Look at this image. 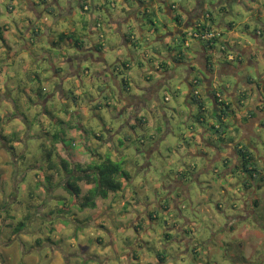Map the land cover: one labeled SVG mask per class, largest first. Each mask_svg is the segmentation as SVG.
Returning <instances> with one entry per match:
<instances>
[{"label":"rangeland","instance_id":"1","mask_svg":"<svg viewBox=\"0 0 264 264\" xmlns=\"http://www.w3.org/2000/svg\"><path fill=\"white\" fill-rule=\"evenodd\" d=\"M16 1L20 3L0 0V264H264V128L258 131L259 139L254 145L261 168L257 176L259 185L254 190L243 186V175L236 170L222 175L224 164L221 160L212 161L211 147L200 141L199 136L188 139L201 126L197 122V105L191 102L189 106L185 100L188 93L185 69L192 63L176 65L173 51L171 65L165 67L174 73L157 85L158 80L145 78L157 72L149 62L151 58L161 59L165 51L170 53L169 43L154 41L149 46L138 33L134 42H128L132 52L129 56L127 47L121 43L119 25L110 18L135 13L137 0H130L129 10L122 7L123 0H84L91 10L83 15L96 18L93 25L101 44L99 50L88 51L86 69H91V74L83 68L80 76H67L70 66L66 55L87 52L79 51L67 41L52 45L58 35L53 30L45 35L42 20L38 25L40 32L28 33V27L21 26L29 25V19L36 21L37 14L27 8V0ZM171 1L180 11L181 5L195 4L197 0ZM36 2L41 12L45 6ZM67 2L59 0L63 6ZM204 2L212 8L211 3L217 0ZM225 4L227 19L236 25L237 42L239 38L240 45H256L252 34L256 33L257 25L259 29L264 27L257 19L264 21V0H231ZM43 15L50 20L54 13L45 11ZM81 17V9L76 7L74 18L78 21ZM131 19L123 24L128 34L138 32ZM164 23L168 28L178 25L157 9L147 12L140 26L145 36L154 39L156 29L167 27ZM85 28L78 26L77 32L87 43L91 40L88 27ZM32 39L35 41L31 50L22 47L26 42L31 44ZM187 39L189 47L181 43L186 56L182 61L191 62L190 56H195L192 49L197 45L189 36ZM258 39L264 40V32ZM172 44L179 46L176 41ZM102 52L104 57L100 59ZM124 60L129 61L128 67ZM75 61L79 67V59ZM262 61L263 57L260 71ZM107 65L111 68L105 70ZM96 70L103 71L102 77L93 73ZM197 70L192 75L198 74ZM246 70L257 78L252 65ZM118 74L131 84L130 95H146L147 88L153 85L148 91L152 98H146L149 107H141L138 113L148 119L146 126L133 128L126 123L130 111L119 99L114 80ZM230 77L227 73L226 88L235 82ZM61 84L63 88H59ZM201 90L206 96L205 89ZM209 115L202 113V118H206L202 124L206 127ZM151 120L154 123L150 124ZM109 128L116 138L124 140L119 144L124 151L122 155L110 148L98 152ZM78 129L81 134L66 137L68 132ZM137 134H142L141 140ZM212 134V142L221 148L222 141L215 132ZM58 141L62 142V150L56 147ZM198 149L204 156L193 154ZM108 154L124 162L130 179L124 180L123 188L110 192L107 198L98 196L95 207H81L83 195L94 183L81 180L80 195L71 193L67 187L70 175L62 168L61 160L68 158L71 166L79 163L86 167ZM210 163L216 165L218 172L203 171ZM181 169L183 182L190 184L191 198L183 196L182 187L169 191L161 184L166 174L173 178ZM197 174L201 177L192 182V176ZM253 193L257 205L249 198ZM244 196L245 211L246 202L241 200ZM178 197L181 198L177 201ZM233 219L236 221L231 230L228 223ZM165 231L173 233L166 236ZM193 234V243L188 248L182 239L192 238ZM195 245L199 247V253L195 254L198 257L192 252Z\"/></svg>","mask_w":264,"mask_h":264},{"label":"crops","instance_id":"2","mask_svg":"<svg viewBox=\"0 0 264 264\" xmlns=\"http://www.w3.org/2000/svg\"><path fill=\"white\" fill-rule=\"evenodd\" d=\"M15 2H17L16 0H14ZM39 1V3H43V5L45 6L44 9L45 11L49 12L52 11V13H54V16L52 17V19L48 20L46 17H44L43 13L45 12L44 9L39 12V10L37 9V2ZM138 4L135 7H138V9L135 11V13L131 12L128 14L127 17H124L122 15H120V17L118 18H113L111 17V21L113 24H115L117 22V25H119V30H120V34H121V43L123 45H125L129 51V56H131L132 52L130 51V47H129V43L131 41V39L129 38L131 34L125 33L124 29H123V24L125 23H129L128 20L131 19L134 23V27H137V31L139 33L140 38H144L143 42H146L147 45H153L154 41H160L163 44L164 43H170L172 42V40L174 41H178L175 40L176 34L180 33L181 31H190L191 29H193L196 25L197 22L200 21V23H208L211 25H214V27L217 29V31L219 32V35L221 34V43L225 42L226 44H234L233 46H230V50L234 51L237 53L238 49L242 48V51L244 53H242L244 55V58L246 60V58H248L249 55V51H250V44L249 45H240L239 43V38H238V42H237V31H236V25L234 23V21H230L227 19V10H226V4L225 2H230L231 0H217V2H212L211 3V7L209 8L207 6V4H205L204 0H197L195 4H190L188 6H182L181 5V10L177 11V10H171L170 8H168V6H164L163 1L161 2L160 0H137ZM171 1V0H170ZM237 1H242V0H237ZM253 1H258V0H253ZM26 2H28V6L27 8L34 10L37 14V20L36 21H32L31 19H29V25H23L21 27H28L27 31H29L28 33H36L37 31L40 32V28L38 27L40 21H44V25H45V35H48L47 32L49 31H56L55 34L58 35V39L53 38L52 40V45H59L60 43H65L66 41L71 45H74L79 51L84 50L85 54L79 53V54H68L66 55V61L68 63V65L70 66V72L67 74L68 75H78L80 76V72L83 68L86 69V67L88 66V60L90 59V57H88V51L91 50H99L100 47V42L97 40V29L94 27L93 23L96 20V18L92 15H83L84 12H88L91 10V7L88 5V2H85L84 0H68L67 5L63 6L62 4L59 3V0H27ZM172 2V1H171ZM18 4L20 3L17 2ZM129 3L130 0H123L122 1V7L124 9H131L129 8ZM25 4V3H24ZM25 6L22 4V7ZM85 6H88V9H85ZM76 7H80L81 9V14L82 17L79 18L78 21L75 20L74 15L76 14ZM153 7H156L157 9H161V13H163L166 17H168L172 21L175 22L174 19V14H178L180 15V23L178 22L177 26H172L170 28H168V24L164 23V26H167L166 28H161V29H156V35L154 39H149V37L144 34V31L141 28V22L145 19V13L147 12H156L155 9H153ZM11 10H13L14 6L12 7V5H10ZM35 8V9H34ZM57 8H59V10H57ZM147 8V9H146ZM146 9V10H145ZM208 10V11H207ZM223 12V13H222ZM257 15V14H256ZM43 17V18H42ZM258 16H256L257 18ZM258 21H260V25L264 26V21L262 22L261 19L257 18ZM78 26H81L83 29H86L85 27H88L89 30V36L88 38L91 40L90 42L85 43L80 36H78ZM131 26V25H128ZM257 29H259L258 25L256 26ZM264 28V27H263ZM164 31L165 34H164ZM226 32V33H224ZM63 34H65V37L63 38ZM228 34V36H227ZM35 35V34H34ZM50 35V34H49ZM167 35L169 36V38L167 37ZM99 36H102V33L99 34ZM171 36L173 37V39L171 40ZM175 36V37H174ZM0 37H2V34L0 32ZM38 38H41L40 36H37ZM33 38V37H32ZM48 38H50V42H51V37L48 36ZM75 39L78 40L79 44H77L75 42ZM146 39V40H145ZM130 40V41H129ZM35 40L32 39L31 44L26 42L25 44L22 45V47L26 48L27 50H31V47L34 46L33 42ZM188 41V39H187ZM140 44H142V42H139ZM196 43V47H194V49H192L193 54H195V58L190 56V58H192L191 62L192 66H188V68L185 69V78L184 80L187 81L188 83V93L186 95V103L190 106L191 105V96H190V89H191V84H190V79H192L194 77V75H192V72L197 70V66L199 64V62H205V55H204V51H203V47L201 46V42L199 41H195ZM228 44V45H229ZM240 45V46H239ZM249 46V49H248ZM56 47V46H55ZM58 47V46H57ZM164 51V50H163ZM162 51V52H163ZM172 52L171 51L169 53L165 51V56H160L161 59L159 58V60H152V58L150 59L151 64H153L154 69H156L157 72L151 73V77H145L146 79L152 80L155 79L156 81L159 79H163V81H166V79H168L171 76V73H174L171 71V69L167 68L169 65H171V59H172ZM39 56H43V55H39ZM85 56V58H84ZM88 57V58H87ZM104 54L103 52L101 53V55L98 58H102L103 59ZM153 57V56H152ZM75 59H79V64L80 66H76V61ZM95 58H92V60H94ZM162 60V61H161ZM225 59H220L219 60V64H216L215 66V71L213 74L216 73V78L214 80V82H212V85H219L218 83V78H221L223 80H225L227 73L229 72L233 74V72H235V75L242 74V69L243 67L245 68L246 63L244 62H240L239 60H236L233 62H228L225 63ZM227 62V61H226ZM124 65L125 67H128L129 61L124 60ZM126 63V64H125ZM195 63V64H193ZM237 63V67H235V64ZM131 64V63H130ZM167 66V67H165ZM106 69L111 68L109 65L106 66ZM116 67L117 64H116ZM152 67V65H151ZM261 67L259 65V74L260 78L262 80V78L264 77V71H260ZM58 70V69H57ZM55 70V74L59 75V71ZM91 69L90 70H85V72H87V74H91ZM227 71V72H226ZM241 71V72H240ZM189 72V74H188ZM94 74H96L97 76L100 75V77H102V75L104 74L103 71H99L96 70L95 72H93ZM92 73V74H93ZM129 75L132 74V71L129 70ZM83 74V73H82ZM155 74V75H154ZM124 79H127L125 77H123ZM212 78V77H211ZM231 78V77H230ZM129 79V78H128ZM114 80H115V85L117 86V88L119 89V99H121L122 101H124L126 103V106L128 107V111H130V113L128 114V116L126 117V123H129V125L133 128H135L137 125H142L143 127L146 126L148 124V119L146 117L140 116L139 111L141 110V107H149V103H147L146 98H152V96L148 95V91L153 87L150 86L149 88H147L146 90V95L142 94V95H135L129 94V91L131 90V84L129 83V88L128 90H125L122 87V76L121 74L118 75H114ZM162 81V82H163ZM210 81V80H209ZM208 81V82H209ZM207 82V83H208ZM162 83H160L159 85H161ZM63 84L60 85L59 88H63L62 86ZM205 85L207 86V84L205 83ZM234 87V86H233ZM255 87V92L248 98V100L245 102V104L240 108V107H235L236 108V114L234 119V124L231 125L230 127H233V132L230 131V127H227L226 129V136L224 137L225 140H221L222 144H221V148L219 147V150H217L215 147L217 146H211V144L213 141V137H212V132H215V130H211L214 129L212 128V124L216 125L215 119L209 115V117L207 118L208 120V126L206 127V125H203L202 122H204V120H206V118H201V120H199L197 118V122L201 123V126L198 127V132L197 131H192L191 134H189L188 139H193L196 136H199L200 141H202L206 146H210L211 149L209 148V151L212 153V155H214L212 157V161H217V160H222L224 166L226 167V170L228 169V165L230 163V152L233 151V147L234 144L236 143L235 141H238L239 139H237L236 137L238 136V133L240 135L239 131H236V129L238 128V125L241 124V126H243V122H246V120L248 118H250L251 114L249 112L250 108H255V106L262 107L263 104V100L260 99L259 95V89L256 87V84L254 85ZM142 91H145L144 88L141 89ZM231 91V93H233V90H229ZM257 92V94H256ZM207 103H209V105L214 106L215 107V102L214 99H212V96L210 94L207 93ZM209 105L207 107H209ZM254 105V106H252ZM120 107L123 106V103L121 102V104H119ZM124 108V107H123ZM260 109V108H259ZM133 110H136L135 115H133ZM210 110V108H209ZM165 112V111H164ZM209 111H207L208 113ZM166 113V112H165ZM138 114V115H137ZM154 123L153 120H151L150 124ZM240 126V127H241ZM110 129V128H109ZM108 137L104 138L103 141L100 143L101 147L98 149V152L101 150H107L106 148H110L113 151H115L116 154H118V152H122L120 153L121 155L124 153V151L122 149L119 148V144L124 143V140H122L121 138L118 139L115 136V133L110 129L108 130ZM81 134V130L78 129L76 131L73 132H68L66 137L67 138H73L77 135ZM142 134H137V138L138 139H142ZM217 137H219L220 134L216 133ZM232 135H236L235 137H231ZM127 137V136H126ZM99 138V137H98ZM101 138V137H100ZM233 139V140H231ZM231 140V141H230ZM67 140L63 139V143H67ZM101 141V140H100ZM127 141V139H126ZM62 142H57L56 143V147H58L60 150L61 147V143ZM240 142V141H238ZM253 142V141H252ZM255 142H253L254 144ZM100 144H98L100 146ZM65 145V144H64ZM112 145V146H110ZM110 146V147H109ZM155 147V144L154 146ZM64 148V146H63ZM67 148V147H66ZM227 148V150H226ZM68 149V148H67ZM155 148H151V150H154ZM65 150V149H64ZM68 153H71V151L68 149L67 150ZM222 155V157H218L215 158V155ZM73 153V152H72ZM193 154H199L201 156H204V153H201V150H197V152H194ZM99 155V154H98ZM65 156V155H64ZM100 156V155H99ZM224 156L226 158H224ZM66 157V156H65ZM209 156H207V161L210 160V158H208ZM114 159V158H113ZM117 160V159H115ZM214 166H216L214 163H210L208 168H203V171H206V173H208L211 169L214 168ZM182 171L179 170L178 172L180 173ZM199 174L201 175L202 173L199 172ZM200 175H195L196 177L193 178V181H198L199 178L201 177ZM181 178V179H180ZM183 173H180L179 175L177 174L175 177L171 178V175L166 174L165 178L162 180L161 184L163 185V187L169 191L172 190H176L179 187H185V189H182L183 196L186 195L187 197L191 198V191H190V184H185L183 182ZM208 180V179H206ZM214 181H210V185L213 184ZM244 184V182H243ZM257 184V183H254ZM184 185V186H183ZM190 194V196H189ZM181 197L177 198V201L180 199ZM246 197H241L242 202L245 201ZM249 198L255 200L257 197L255 195H250ZM194 204V202H193ZM247 205V204H246ZM167 210H169V208H167ZM241 216V215H238ZM236 220H231L228 225L229 228L231 230H233L234 225ZM168 233L169 235L173 233V231H165V234ZM192 238H190V236H188L185 239H182L183 241H185L190 247V244L193 243L194 240V234L191 235ZM193 248V247H192ZM191 249V248H190Z\"/></svg>","mask_w":264,"mask_h":264},{"label":"trees","instance_id":"3","mask_svg":"<svg viewBox=\"0 0 264 264\" xmlns=\"http://www.w3.org/2000/svg\"><path fill=\"white\" fill-rule=\"evenodd\" d=\"M142 1V0H141ZM161 2L163 1L164 6H168L171 10H177V7L175 6V2H171L170 0H160ZM147 9V8H146ZM145 9V10H146ZM146 15V13L144 12ZM174 19L180 23V15L174 14ZM206 23H200L197 22L193 30H201L206 28ZM255 32L258 36L262 35L264 32V28L260 29H255ZM63 38L65 37V34L62 35ZM189 36V31H181L180 33L176 34L175 40L176 43H179L178 47H173V44L167 46L171 51H176L175 52V57L174 61L175 62H183V58L185 56V52L182 48V46L189 47L185 45V42L187 41V37ZM190 37V36H189ZM194 40V39H192ZM196 41V40H194ZM215 42H219L220 44H224L225 42L221 43V37L220 35L218 37L214 38ZM75 42L79 44L78 40L75 39ZM174 42V40H172ZM183 45H182V44ZM229 44V43H228ZM226 50H220L221 52H226L230 51V46L228 45ZM182 45V46H181ZM226 45V44H225ZM201 46L203 47L205 59H206V67L211 70L214 73L215 70V63L212 60L213 53L218 49V45L211 44L210 41H203L201 43ZM180 47V48H179ZM235 59L234 60H226L225 63L228 62H234L236 60H239L240 62H244L245 58L242 53V48L238 49L237 53L234 52ZM187 59V58H186ZM126 64V63H125ZM242 74L235 75V72L230 73V76H236L237 80L239 83L237 84L235 90H233V93H231L232 87H224V84L220 85H210V88L206 86L205 92L210 94L212 96V99H214L215 102V107L211 105L208 106L207 103V94L206 96L204 95V91L200 90L199 93H194L196 88L198 86H202L204 83V79L200 73L195 74L192 79H190V84H191V102H194L197 105V108L199 110V116L198 119L201 120L202 113L209 111L211 118L213 117L216 121V125L212 124V128L216 131V133L220 134L219 139L220 140H225L226 136V130L228 129L227 127H230V120L232 117L234 118L236 114V108L235 107H242L245 102L248 100V98L255 92V87L254 85L256 84V87L259 89V92H263L262 90V84H261V78L259 75L257 78L252 75L251 72L247 70H241ZM240 71V72H241ZM211 72V73H212ZM227 72V71H226ZM229 73V72H228ZM193 79H196L197 82L195 83ZM236 81V80H235ZM235 83V82H234ZM129 86V81L127 79L122 78V87L125 90H128ZM194 87V88H193ZM250 89H252L250 91ZM210 108V110H209ZM258 109L257 106L255 108H250L249 112L251 116H254L256 113V110ZM207 113V114H208ZM202 121V120H201ZM227 128V129H226ZM100 138L101 135H98ZM4 138V135H3ZM233 140V139H231ZM230 140V141H231ZM236 151L243 155L244 158V170L249 171V174L251 175L252 179L254 178L253 172L257 171L256 166L257 165V160L255 156L252 154H249V151L247 150V145L243 142H236ZM249 154V155H248ZM74 158V155L71 156ZM254 165V166H253ZM52 166H56V164L52 163ZM61 166L62 168L69 174V179L67 180L68 182V189L70 190L71 193L75 194L76 196L80 195L81 193V187L79 182L82 180L86 181V183H94V186L88 190V193L83 195V199L80 202L81 207H95L96 206V198L98 196L102 198H107L110 194V192H116L119 191L123 188V182L124 180H129L130 179V173L129 171L124 167V162L123 161H118L113 159L109 154L106 155L101 161L95 163V164H89L86 167H83L79 163H75L74 166H71L68 158H63L61 160ZM250 166H253L254 168L250 169ZM248 186H251V180L248 178L246 181H244ZM254 204L257 205L256 199L254 200ZM24 222H21V225ZM20 229V225L18 226V230ZM166 236L169 234L166 233ZM199 246V244H198ZM195 245L193 247L194 252V257H198V255H195L196 253L198 254L199 247Z\"/></svg>","mask_w":264,"mask_h":264},{"label":"flooded vegetation","instance_id":"4","mask_svg":"<svg viewBox=\"0 0 264 264\" xmlns=\"http://www.w3.org/2000/svg\"><path fill=\"white\" fill-rule=\"evenodd\" d=\"M252 36L254 37V39L257 40V42H256V45H250V51L248 52L249 55H248V58H246V60H245V63H246L245 66L246 67L245 68L243 67V70L244 69L246 70L247 67L252 65L254 67V69H256L257 75H259V77H260L261 74H259V62H260V59H262V57L264 58V40L263 41H259V39H258L259 36L256 33L252 34ZM248 49H249V46H248ZM84 58H85V56H84ZM202 60H201V62H199L198 66H197V68H198L197 73H200V75H202V77L204 79V84L205 83L207 84V82L210 80L211 77L208 74H206L204 72V70H206V71H211V70H209L206 67V65H207L206 59H205V62H202ZM183 63L187 64V66L190 64V62H184V61L183 62H181V61L180 62H175L176 65L177 64H183ZM262 65H264V61H262ZM186 68H188V67H186ZM262 71H264V66H263V70ZM212 75H213V77H212L213 81L212 82H214V80L216 78V73L213 74V72H212ZM161 81H163V79H159L157 81V85H159L161 83ZM234 84L232 85V90L234 88L233 87ZM261 84H262L263 92H260L259 97H260L261 100H263V102H262L263 106L259 107L260 109L258 108L256 110V113H255L254 116H250V118H248L246 120V122H243L242 123L243 126H241V124L238 125V128L240 129V131H239L240 135L238 133V136L236 137L237 139H239L238 141H241V142L245 143V145H247V147H248L247 150L249 151V154H252L253 156H255V158H256L257 152H255L256 146H254L255 143L253 144V142H256L257 138L259 139V136H258L257 133H258V131L260 129L264 128V77L261 80ZM251 90L252 89H250V91ZM154 91H156V90H154ZM256 94H257V92H256ZM252 106H254V105H252ZM234 122L235 121H233V117H232L230 124L233 125ZM238 141H235V142H238ZM209 144H211V146L212 145L216 146V144H214L213 142L209 143ZM232 147H233V149H232L233 151L230 152V157H229L230 163L228 165V169L226 170V167H225V171L222 173V175L226 176L228 173H232V172H234L236 170L237 172H240V174L243 175L242 179L247 180L249 178V179L253 180V183H254V179H255L256 174L259 175V173L261 171V168H258V163L259 162H257L256 166L253 165L254 167H256L257 171L253 172V176L254 175L255 176L252 179L251 175L249 174V171H245L244 170V158H243V155L239 154L236 151L235 144ZM215 148L219 149L218 146H216ZM226 150H227V148H226ZM217 156L220 157V158L222 157V155H219V153H218V155H215V158H217ZM224 158H226V157L224 156ZM222 162L223 161L221 160V163ZM253 166H250V169L254 168ZM213 169L216 172H218V168L216 166H214ZM192 177L195 178L196 176L194 175ZM182 189H185V187H182ZM183 193H184V191H183ZM189 196H190V194H189Z\"/></svg>","mask_w":264,"mask_h":264},{"label":"built area","instance_id":"5","mask_svg":"<svg viewBox=\"0 0 264 264\" xmlns=\"http://www.w3.org/2000/svg\"><path fill=\"white\" fill-rule=\"evenodd\" d=\"M85 9H88V6H85ZM206 25H207L206 28L201 29L199 31L196 29L193 30L194 28L191 29L189 31L190 38L194 39L196 41H199L201 43L203 41H210L211 44L218 45V47H217L218 49L215 51V53H213V57H212L213 62L218 63L220 59H225L228 61L234 60L235 59V53L232 50L226 51L225 53L220 51V50H223V51L226 50V48H227L226 43L220 44L219 42L214 41V38L219 36V32L214 27V25H211L208 23H206ZM137 37H138V33H133L130 35V39L133 42L135 39H137ZM135 43H137V41ZM185 45L190 46L188 41L185 42ZM193 81L195 83L197 82L196 79H193ZM199 91H200V88L197 87L196 90L194 91V93H199Z\"/></svg>","mask_w":264,"mask_h":264},{"label":"clouds","instance_id":"6","mask_svg":"<svg viewBox=\"0 0 264 264\" xmlns=\"http://www.w3.org/2000/svg\"><path fill=\"white\" fill-rule=\"evenodd\" d=\"M136 33H138V32H136ZM130 38V37H129ZM138 42V41H137ZM139 43V42H138ZM234 52V51H233ZM215 63V62H214ZM216 64H219V63H215V65ZM216 67V66H215ZM199 88H200V90L202 89V88H206V85L203 83V85L202 86H198ZM190 96H191V89H190ZM231 121V120H230ZM233 121H234V119H233ZM217 150H219V149H217ZM255 176V175H254ZM257 176H259V175H257L256 174V176H255V179H254V183H257V184H254L253 183V180H251V186L250 187H253V189L255 190V188H258V187H256V185H259V183H258V180H257ZM241 180H242V183L244 182V181H246V180H244V179H242L241 178ZM244 184H245V186H247L246 185V183L244 182ZM244 184H243V186H244ZM253 195H255L254 193H253ZM256 200H257V198H256ZM243 202H246L245 203V205L247 204V200H245V201H243ZM252 202H254V200L252 199ZM246 208H247V205H246V207H245V209H243L244 211L246 210ZM235 219V218H234ZM81 239H83V237H81Z\"/></svg>","mask_w":264,"mask_h":264},{"label":"water","instance_id":"7","mask_svg":"<svg viewBox=\"0 0 264 264\" xmlns=\"http://www.w3.org/2000/svg\"><path fill=\"white\" fill-rule=\"evenodd\" d=\"M183 64H185V63H183ZM204 72L206 73V74H208L210 77H213V75H212V73H211V71H206V70H204ZM188 74H189V72H188ZM234 78V80H236L235 81V84H234V88H233V90H235V88H236V86H237V84L239 83V81L237 80V77L236 76H233V75H231V78ZM231 78H229V80L231 79ZM228 80V81H229ZM212 81H213V78H210V81L207 83V86L210 88V85L212 84ZM218 83L219 84H224V83H226V80H223V79H221V78H218ZM192 181V180H191Z\"/></svg>","mask_w":264,"mask_h":264},{"label":"bare ground","instance_id":"8","mask_svg":"<svg viewBox=\"0 0 264 264\" xmlns=\"http://www.w3.org/2000/svg\"><path fill=\"white\" fill-rule=\"evenodd\" d=\"M208 11V10H207ZM223 13V12H222ZM194 88V87H193Z\"/></svg>","mask_w":264,"mask_h":264}]
</instances>
